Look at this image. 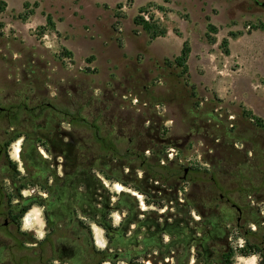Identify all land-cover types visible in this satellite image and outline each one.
<instances>
[{"label": "rangeland", "instance_id": "1", "mask_svg": "<svg viewBox=\"0 0 264 264\" xmlns=\"http://www.w3.org/2000/svg\"><path fill=\"white\" fill-rule=\"evenodd\" d=\"M244 4L243 0H0V102L6 94L20 101L24 92L37 93L40 100L72 111L70 103L75 97L99 96L100 102L84 107L82 115L96 119L103 130L111 129L122 138L121 146L138 124L149 127L146 140L150 145L159 147L168 160L197 169V178L180 184L178 197L183 200L191 191L199 193L198 188L192 189V182L206 181V171L211 169L206 159L213 149L205 130L211 116L226 119L235 136L249 139L248 147L250 142L264 146V7L251 6L245 11ZM137 16L164 28L165 33L151 37L136 22ZM184 42L189 53L179 66L175 58ZM82 98L74 107L82 105ZM58 119L61 128H70L67 119ZM80 132L86 134L83 129ZM235 146L241 147L240 142ZM21 147L16 143L13 151L20 168ZM38 149L48 156L43 147ZM223 178L220 193L250 213L242 219L245 226L241 230L234 226L235 219L229 223L232 264H249L253 257L259 264L261 257L264 260V252L258 251L264 246V198L256 196L264 194V189L242 194L230 173ZM105 182L111 192L136 193L118 182ZM43 191L28 183L24 194L45 196ZM135 197L141 210L162 212L167 208L146 205L139 193ZM124 214L111 212L112 223L117 225ZM190 216L199 218L194 209ZM77 218L91 239L88 250L96 252L108 245L102 228L80 213ZM22 222L24 232H31L24 236L25 259L34 252L40 264H70L59 260L52 250L57 236L69 233L59 228L50 234L42 206L31 205ZM36 240L39 244L32 247ZM246 241L257 245L253 255ZM215 249L222 247L216 244ZM93 254L90 264L99 259ZM113 260L102 264H126L123 257ZM195 260L193 254L188 264ZM135 261L150 264L152 256ZM155 262L175 264V258L159 262L156 258Z\"/></svg>", "mask_w": 264, "mask_h": 264}, {"label": "trees", "instance_id": "2", "mask_svg": "<svg viewBox=\"0 0 264 264\" xmlns=\"http://www.w3.org/2000/svg\"><path fill=\"white\" fill-rule=\"evenodd\" d=\"M135 20L143 25L151 37L165 33L164 28L151 25L141 16H137ZM208 29L215 31L216 28L208 24ZM226 42L224 39L223 46ZM188 53L189 46L184 42L180 55L175 58L177 65H183ZM81 98L84 99L82 105L74 107L75 101ZM96 102H100V97L89 94L75 97L70 103L73 105L72 111H68L65 106L59 109L52 103L43 101L32 112L20 110L18 113L19 117L31 116L29 123L33 124V129L26 132L35 140L32 145L33 157L29 155L26 146L22 147L20 153L25 170L32 172L36 179V182L25 181L24 188L31 183L46 193L45 196L34 195V199L25 205L23 212L25 214L31 205L38 204L43 207L50 234L59 228L69 233V236L58 235L52 250L62 242L70 250L77 248L82 255L78 254L79 256L67 261L70 264H90L94 259L93 252L99 255L96 264L106 261L114 263L113 259L118 257H123L126 264H145L135 259L146 256H152L150 264H155L156 258L159 262L166 257H174L175 264H188L193 254L196 257L194 264H232V249L223 244H220L222 249H219L217 260L208 259L206 243L210 241L206 229L211 230L215 223L225 226L236 218L225 200L234 202L228 197L224 198L223 194L222 199L219 197L220 190L224 189L223 177H227V174L230 173L235 179L236 190L242 194L258 193L257 191L264 189V146L250 142L251 146L248 147L249 139L235 136L226 119H220L217 115L211 116V122L205 127L209 147L213 149L211 157L206 159L211 169L206 171V181L201 184L192 182V189H199V193L191 191L196 197L192 199L187 194L180 201V184L197 178V169L183 167L174 159L168 160L159 147L150 145L146 140L149 127L144 128L138 124L129 131L126 145L121 146L122 138L116 137L111 129L103 130L96 119L87 120L82 115L84 107ZM58 116L63 120L67 119L70 128H61ZM37 120L38 124L35 123ZM18 121L21 125L24 123L22 119ZM82 129L86 134L80 132ZM236 141L240 142L241 147L235 146ZM39 146L43 147L47 157L40 154ZM145 150H149L150 155H146ZM162 158L166 162L161 163ZM139 171L141 174H138ZM255 171L259 173L255 174ZM104 180L118 182L136 193L123 189L111 192ZM137 193L144 197L146 205H165L166 210H141L135 197ZM261 193L256 196L259 200L264 198ZM59 206L63 212L69 211L70 216L58 215L56 212ZM191 209L198 214L200 210L204 211L208 214L207 219H193L190 216ZM113 211L125 213L117 225L111 220ZM77 213L104 230L108 240L105 248L96 252L88 250L91 239L83 232V224L78 220ZM251 219L256 222L254 218ZM84 227L88 230V226ZM76 231H80V239L76 238ZM164 234L168 235L167 240L164 239ZM78 241H81L80 244ZM255 249L250 250V255L254 254ZM241 251L244 252L245 249L241 248ZM258 263L264 264V260Z\"/></svg>", "mask_w": 264, "mask_h": 264}, {"label": "flooded vegetation", "instance_id": "3", "mask_svg": "<svg viewBox=\"0 0 264 264\" xmlns=\"http://www.w3.org/2000/svg\"><path fill=\"white\" fill-rule=\"evenodd\" d=\"M243 7L245 11L251 10L248 9L251 6H260L264 7V0H243ZM23 81L28 82L27 78H24ZM34 83H32L33 85ZM70 88V87H69ZM21 100H15L13 96L9 94L4 95L2 102H0V264H40V258L38 254L32 252L31 257L25 259L23 250H24V236L29 235L31 232H24L23 230V209L26 204L34 199V194H24V183L31 180V182H36L34 178L35 175L32 172L23 169L24 166L23 159L21 154L18 155L21 168L14 162L13 151L14 145L16 143H21V146H26L29 151V155L33 157V148L32 145L35 143L34 138L27 135L28 129H33V124L29 123L31 121V116L18 115L20 110L32 112L35 106L43 103L39 98V94L33 93L29 94L24 92L20 95ZM35 101V104H30ZM47 105L49 103H46ZM19 119L24 121V125L19 123ZM52 119V118H50ZM38 124L37 122H35ZM21 138V142L19 141ZM19 149L21 153V149ZM26 176V178H25ZM188 197L194 199L196 196L192 192L188 194ZM222 199V194L219 195ZM183 201V200H180ZM228 206L237 214L235 218V227L237 229L244 228L245 224L242 221L245 216H248L249 213L246 207L236 206L234 203H230L228 199L225 200ZM57 214L65 217L69 215V211L63 212L60 206L57 208ZM65 211V210H64ZM54 214V211H52ZM250 214V213H249ZM199 217L205 221L208 217V214L200 210ZM252 220V219H250ZM207 237L209 238V243H206L208 249L206 254L208 259L215 258L217 260V255L220 254L219 249H215V244H223L229 246V235L230 228L229 224L222 225V223H215L212 225L211 230L206 229ZM247 231H245L246 233ZM76 238L80 239V231H76ZM246 237V235H244ZM36 242V243H35ZM38 240L34 241L32 247L38 245ZM200 246L202 245L199 244ZM256 248V244L248 242L246 245ZM54 251H56L57 258L59 260L69 261L74 257H77L78 254L82 255L81 252L77 251V248L70 250L65 243L62 242L60 246L55 245ZM214 248V249H213ZM34 250V248H32ZM261 253L264 252V246L262 249H259ZM79 256V255H78ZM82 257V256H81ZM31 259V260H30ZM260 260H263L261 257Z\"/></svg>", "mask_w": 264, "mask_h": 264}, {"label": "clouds", "instance_id": "4", "mask_svg": "<svg viewBox=\"0 0 264 264\" xmlns=\"http://www.w3.org/2000/svg\"><path fill=\"white\" fill-rule=\"evenodd\" d=\"M255 262H256V258L253 257V258L251 259V261L249 262V264H255Z\"/></svg>", "mask_w": 264, "mask_h": 264}, {"label": "bare ground", "instance_id": "5", "mask_svg": "<svg viewBox=\"0 0 264 264\" xmlns=\"http://www.w3.org/2000/svg\"><path fill=\"white\" fill-rule=\"evenodd\" d=\"M115 187H117L118 190L121 189V185L120 184H116Z\"/></svg>", "mask_w": 264, "mask_h": 264}, {"label": "water", "instance_id": "6", "mask_svg": "<svg viewBox=\"0 0 264 264\" xmlns=\"http://www.w3.org/2000/svg\"><path fill=\"white\" fill-rule=\"evenodd\" d=\"M185 172L187 171V168H185V170H184ZM184 177V176H183Z\"/></svg>", "mask_w": 264, "mask_h": 264}]
</instances>
